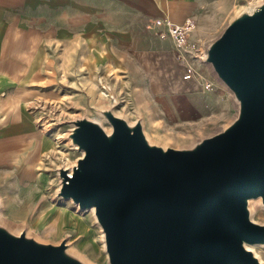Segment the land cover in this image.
<instances>
[{"label":"water","instance_id":"obj_1","mask_svg":"<svg viewBox=\"0 0 264 264\" xmlns=\"http://www.w3.org/2000/svg\"><path fill=\"white\" fill-rule=\"evenodd\" d=\"M201 62L235 102L233 120L189 148L152 144L140 119L98 109L105 132L86 117L67 139L81 156L58 168L55 196L91 209L108 264H261L248 247L264 245V0L240 8L204 45ZM1 210V201H0ZM0 264H85L65 239L43 243L0 225Z\"/></svg>","mask_w":264,"mask_h":264},{"label":"crops","instance_id":"obj_2","mask_svg":"<svg viewBox=\"0 0 264 264\" xmlns=\"http://www.w3.org/2000/svg\"><path fill=\"white\" fill-rule=\"evenodd\" d=\"M242 2L0 0V183L8 178L18 188V171L35 169L34 160L54 151L55 139L39 123L66 103L81 109L111 105L130 123L140 119L149 137L172 140L160 141L166 145L199 140L229 124L234 99L200 57ZM185 18L195 22L186 48L152 24ZM43 68L62 74L64 92H56L52 74L55 92L47 97L28 87ZM39 176L33 186L44 180ZM15 193L3 195L1 205L14 204ZM47 221L48 215L40 219Z\"/></svg>","mask_w":264,"mask_h":264},{"label":"rangeland","instance_id":"obj_3","mask_svg":"<svg viewBox=\"0 0 264 264\" xmlns=\"http://www.w3.org/2000/svg\"><path fill=\"white\" fill-rule=\"evenodd\" d=\"M242 3L241 8L247 6L245 2ZM44 65L43 63V67H45ZM44 70L43 68L41 72L31 76V80L27 83L28 87L33 88L34 92L40 97H47L53 91L55 92L51 87L53 84H55L56 92H64L66 84L63 82L62 74L47 73ZM50 74L54 76L53 84L50 83L48 78ZM62 107L61 112L55 114L51 112V115L54 116L50 115L47 120L39 123V126H42L55 139L54 151L50 152L42 162L34 160V164L37 165L35 169L29 168L28 170L18 171V179L15 180V183L21 184L18 188L13 190L10 184L14 180L8 178L0 183L1 199L6 193L16 192L13 196L16 200L14 204L2 205L0 225L5 226L15 235L25 230L28 236L43 243L58 244L65 239L67 251L85 264H108L102 230L96 224L92 210H78L70 200L65 201L55 196V191L59 186L57 169L73 166L76 159L82 154V151H78L67 139L68 131L71 128L70 121L86 117L93 122H97L105 132H109L110 126L98 113V109L105 107L81 109L67 103L63 104ZM112 110L115 109L112 108ZM27 123L29 125V121ZM30 125L29 128H31ZM220 128L218 129L220 130ZM145 135L150 143L171 148H189L197 141L187 142L182 139L176 143L174 142L173 145H166L160 141L172 142V140L164 139L161 136L149 137L146 132ZM39 174V177L44 176V180L33 186L32 182ZM249 206L250 219L264 224V206L260 204V200L253 199L249 201ZM47 215L49 221L41 224L40 219ZM57 222L61 226L58 231ZM248 249L256 255L261 264H264V245H254L248 247Z\"/></svg>","mask_w":264,"mask_h":264},{"label":"built area","instance_id":"obj_4","mask_svg":"<svg viewBox=\"0 0 264 264\" xmlns=\"http://www.w3.org/2000/svg\"><path fill=\"white\" fill-rule=\"evenodd\" d=\"M243 1L249 4L258 0ZM152 24L156 27H165L167 35L171 36L175 45L179 48H186L188 46V35L195 29V22L191 18H185V21L180 24L168 21L167 19H154L152 20Z\"/></svg>","mask_w":264,"mask_h":264},{"label":"bare ground","instance_id":"obj_5","mask_svg":"<svg viewBox=\"0 0 264 264\" xmlns=\"http://www.w3.org/2000/svg\"><path fill=\"white\" fill-rule=\"evenodd\" d=\"M1 208H2V205H1ZM92 212H93V210H92ZM102 238H103V235H102Z\"/></svg>","mask_w":264,"mask_h":264}]
</instances>
